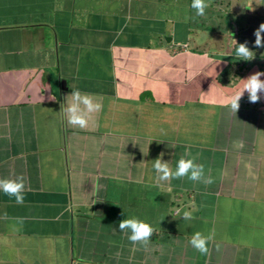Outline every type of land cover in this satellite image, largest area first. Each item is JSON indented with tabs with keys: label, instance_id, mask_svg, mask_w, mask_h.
Returning a JSON list of instances; mask_svg holds the SVG:
<instances>
[{
	"label": "crops",
	"instance_id": "obj_1",
	"mask_svg": "<svg viewBox=\"0 0 264 264\" xmlns=\"http://www.w3.org/2000/svg\"><path fill=\"white\" fill-rule=\"evenodd\" d=\"M191 2L0 0V178L26 189L0 192V264H264V94L227 104L264 72V0ZM73 90L102 104L86 129L62 111ZM160 157L213 182L157 183ZM125 218L154 228L146 248Z\"/></svg>",
	"mask_w": 264,
	"mask_h": 264
},
{
	"label": "clouds",
	"instance_id": "obj_2",
	"mask_svg": "<svg viewBox=\"0 0 264 264\" xmlns=\"http://www.w3.org/2000/svg\"><path fill=\"white\" fill-rule=\"evenodd\" d=\"M209 4L206 0H192L191 8L195 10L196 15L203 16ZM251 10L250 6L245 7ZM255 41L254 47L264 48V23L254 31ZM253 51L247 46V42L238 44L236 49V58L244 61H251L254 58ZM264 72L257 71L245 79V83L239 91L235 92L227 101L228 106L233 112H237L240 107V100L245 92L248 94V100L251 103H257L261 99V94H264V80L261 77ZM102 109V104L95 100V98L88 93H81L79 90H73L70 94V100L67 107L62 111L67 117L69 126L78 129H86L93 114L98 113ZM153 169L156 173V181L170 182L173 179H183L187 177L194 182H203L211 184L213 181L211 177H205L204 165L198 164L194 159L180 158L175 170H173L168 162L163 161V158L154 160ZM25 181L22 176L16 179L0 178V192H3L9 197L15 199L18 205H22L25 200ZM7 218V213L4 214ZM16 223L20 226L24 223V218L17 217ZM182 219L190 221L194 219L191 211H184ZM119 230L128 234V240L133 246L140 245L147 247L150 243L151 237L154 233V228L147 222L137 218H125L119 222ZM214 239L213 234L205 236L201 232H195L190 240L191 247L199 252L201 255L209 253L208 244ZM219 245H217V249Z\"/></svg>",
	"mask_w": 264,
	"mask_h": 264
}]
</instances>
